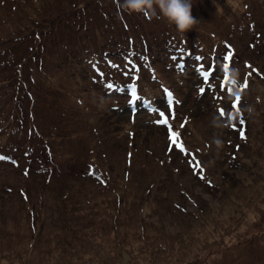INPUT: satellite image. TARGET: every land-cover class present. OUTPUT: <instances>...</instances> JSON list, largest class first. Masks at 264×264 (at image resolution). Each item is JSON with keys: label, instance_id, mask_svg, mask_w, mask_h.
Returning <instances> with one entry per match:
<instances>
[{"label": "rangeland", "instance_id": "rangeland-1", "mask_svg": "<svg viewBox=\"0 0 264 264\" xmlns=\"http://www.w3.org/2000/svg\"><path fill=\"white\" fill-rule=\"evenodd\" d=\"M73 2L0 0V264H264V0H191L184 33L123 0H91L94 13L76 19ZM128 41L148 45L135 57L143 95L161 101L163 84L176 93L160 108L169 133L158 114L130 119L125 96L106 87L132 81L117 61ZM159 41L182 49L186 68L195 54L234 53V88L201 91L206 81L177 73ZM225 97L236 105L216 106ZM10 105L52 141L54 178L51 167L23 174L22 151L40 141L16 120L10 136ZM77 191L90 207L56 219L58 194Z\"/></svg>", "mask_w": 264, "mask_h": 264}, {"label": "trees", "instance_id": "trees-1", "mask_svg": "<svg viewBox=\"0 0 264 264\" xmlns=\"http://www.w3.org/2000/svg\"><path fill=\"white\" fill-rule=\"evenodd\" d=\"M95 1L97 3H99V2H102L103 0H95ZM81 2H83V3L80 6L79 4ZM90 3H91V0H83V1L82 0H74V2L69 5L70 9H71L70 10L71 14L73 15V18L77 19L79 17H82L83 15H86V11H88V10H89V12L94 13L90 9ZM120 3H121V1L119 2V4ZM95 6H97V5H95ZM147 15H148V13H147ZM90 21L92 22V19H90ZM100 21H101V18H100ZM95 22H99V19L96 20ZM101 26H103V24H101ZM119 42L120 41H117V43H119ZM144 42H145L144 43V47L140 48L139 50L136 48L137 50L135 52V49H134L135 46H133V41H128L127 50H125L124 53H123V51L118 53L119 59H117V61L119 63H122L124 61V65H130L131 66V62L134 64L135 57H137L141 51L144 52V55H147L148 54L147 53L148 52V45H147L146 41H144ZM196 42L199 43L200 41L199 40L198 41H194V44H197ZM159 43H160V47H162L163 51L166 53L167 56H169V58H170V56L172 54H174L175 57L179 58V61H182L183 55H184L182 49H180V50L179 49H170L169 47H167L166 44H163L162 41H159ZM226 44H229V43H225V45ZM199 46H201L200 43H199ZM227 53L228 52H215L214 53V52H211V51H206L204 54H199V55L195 54V55H192V57H191V60L193 61V64H190V67L186 68L187 65L184 66V67L179 65V66H176L175 69H176L177 73H179V72L183 73V72H186V70L189 71L191 69L195 73V74L193 73L194 74V78L199 79L200 83L206 81L205 82L206 85L204 86L205 87L204 91H209L208 89L216 82H218L219 84L225 83V84H227L229 86V88L233 89L234 87L231 86V83H233V82L230 80L231 77L228 74V66H229V63H230V59H232L234 57V53H232L233 55H232V57L230 59L224 60L223 56L226 55ZM30 56H32V54ZM212 57L214 58V60L211 59ZM132 67H134V66H132ZM141 70H142V66H141ZM205 72H208V76L204 75ZM131 78H132V80L134 82H138V83H139V81L141 79L139 74L132 75ZM21 82H24V81H20V83ZM138 83H136L135 86H134L135 87V91H136V98L135 99L138 101V103H140V102H143V101H146V100L142 99L143 92L140 91ZM20 86H21V84H20ZM20 86H18V87L20 88ZM20 90H21V93H22L23 89L20 88ZM32 93H33L32 90L28 89L27 93H24L22 95L23 99L25 97H27V95L30 97ZM173 97L176 98L175 91H174ZM169 100H170V98H169ZM232 101H233V99L229 100L227 97H225L223 99V101L222 102L220 101L216 106H219V105L226 106L227 104H230V102H232ZM164 106H167V104H164ZM164 106L163 105H159L160 108L164 107ZM25 108H26V105H23L22 109L25 110ZM15 109L16 108H14L13 106L10 105V107L8 109V112L5 115L6 119L4 120V123L6 122V124H7L6 125L7 126L6 129H8L10 136L13 137V135H15L18 132L16 130V128H13V126L16 125L17 122H18V123L21 124L20 127L21 126L23 127L24 133L27 130H30L29 137H31V136H34V138L37 137V138H39L38 141H40L39 143H35L37 145V146H35V149L27 148L26 150L22 151V155H24L26 159H30V164H27L28 168L26 169L25 173H23V174H26L27 176L36 175L38 173L42 174V173L46 172L50 167H51L50 168L51 169L50 172L53 174V165L51 163H46L44 161V154L46 155V152H45L46 148L48 147V151H50L52 149V147H53L52 141L46 140L45 136H43V134H41V133H40V135L36 136V132H38V131H37V128H36L37 126L34 123H30V126L26 127V124L22 123L23 119L17 120V118H16L17 114H16V110ZM2 111L5 112V110H2ZM143 111H145V110H143ZM130 116H131V114H129V117ZM134 116H135V114H134ZM12 120H16L17 122H12ZM160 122L163 125L164 132H166L167 127L165 126V123L167 121L164 122L163 117H162ZM64 137H66V136L64 135ZM67 137L69 138L68 135H67ZM195 151L196 150H194V149H192L190 147V157L198 158L197 151L196 152ZM52 152H54V151H52ZM70 158H73V157H70ZM32 166H33V168H32ZM54 168H55V170H58V168L55 165H54ZM67 172H68V170L65 173H67ZM54 177L55 176L53 174L51 178H54ZM44 183H45V181H44ZM45 185H47V184H45ZM2 189H4V188H2ZM12 191H13V189L11 188L10 192H12ZM78 193L80 194V196L77 195L75 192L71 193V194H75V195H72V196H70L68 194H65V193H59L58 194L59 202H60L61 205L60 204H56V206L54 208V209L57 210L55 212V218L57 217L59 220H62V221H71V218H74L76 215L73 214V213H70V214L64 213L62 210L66 211V210H68L70 208L73 209L79 203H80L79 206H82V209H80L81 212L84 211L85 209H88L90 207L86 203L83 204V202L81 200V197H89L88 193L86 195H82V193H80V192H78ZM0 197H1V199H3L1 194H0ZM77 197H80V200ZM75 198H77V199H75ZM44 199H45V197L43 198V201H44ZM40 204H42L41 201H40ZM1 216H5V213L2 212L1 209H0V217ZM57 222L59 224H61L58 220H57ZM28 244L32 245V244H35V243L31 242V243H28ZM34 247L36 248V245H34ZM35 248H33L32 250H34Z\"/></svg>", "mask_w": 264, "mask_h": 264}, {"label": "clouds", "instance_id": "clouds-1", "mask_svg": "<svg viewBox=\"0 0 264 264\" xmlns=\"http://www.w3.org/2000/svg\"><path fill=\"white\" fill-rule=\"evenodd\" d=\"M123 7L129 12L156 14L184 33L196 19L191 14V0H123ZM237 74L233 69V75ZM217 145L220 141H216Z\"/></svg>", "mask_w": 264, "mask_h": 264}, {"label": "snow or ice", "instance_id": "snow-or-ice-1", "mask_svg": "<svg viewBox=\"0 0 264 264\" xmlns=\"http://www.w3.org/2000/svg\"><path fill=\"white\" fill-rule=\"evenodd\" d=\"M232 55H233V54H232L231 52H228L226 55L223 56V59H224V60H228V59H230V58L232 57ZM204 75H205V76H208V72H205ZM245 86H246V85H245ZM201 91H204V89H201ZM239 99H240V97L237 96L236 101H239ZM236 101H233V106L236 105ZM165 114H166V113L163 112V111L160 112V116H161V117H164ZM176 135H177V134H176L175 132H172V133H171V138H175ZM0 158H3V157H0Z\"/></svg>", "mask_w": 264, "mask_h": 264}]
</instances>
